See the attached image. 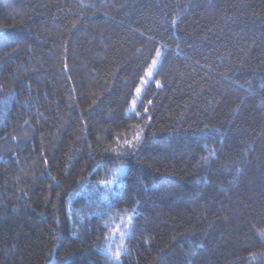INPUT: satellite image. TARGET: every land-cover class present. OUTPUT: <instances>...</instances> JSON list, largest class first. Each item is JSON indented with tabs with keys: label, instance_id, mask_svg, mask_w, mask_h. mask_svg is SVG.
Returning a JSON list of instances; mask_svg holds the SVG:
<instances>
[{
	"label": "trees",
	"instance_id": "obj_1",
	"mask_svg": "<svg viewBox=\"0 0 264 264\" xmlns=\"http://www.w3.org/2000/svg\"><path fill=\"white\" fill-rule=\"evenodd\" d=\"M0 264H264V0H0Z\"/></svg>",
	"mask_w": 264,
	"mask_h": 264
},
{
	"label": "rangeland",
	"instance_id": "obj_2",
	"mask_svg": "<svg viewBox=\"0 0 264 264\" xmlns=\"http://www.w3.org/2000/svg\"><path fill=\"white\" fill-rule=\"evenodd\" d=\"M123 170L119 167H115L114 170L112 169L111 170V175L113 176L110 180L107 179V180H104V181H101L102 183V186H100L102 188V191L107 194V195H110L112 192H113V189L112 188H116L120 185V175H121V172ZM107 182H111V183H107ZM100 184V185H101Z\"/></svg>",
	"mask_w": 264,
	"mask_h": 264
},
{
	"label": "snow or ice",
	"instance_id": "obj_3",
	"mask_svg": "<svg viewBox=\"0 0 264 264\" xmlns=\"http://www.w3.org/2000/svg\"><path fill=\"white\" fill-rule=\"evenodd\" d=\"M122 170L127 171V168L122 167ZM107 183H111V182H107ZM120 183L123 184V180H121ZM131 221H132V217L129 216V217H128V222L131 223ZM119 255H120V252L118 251V252L115 254V257L118 259Z\"/></svg>",
	"mask_w": 264,
	"mask_h": 264
}]
</instances>
